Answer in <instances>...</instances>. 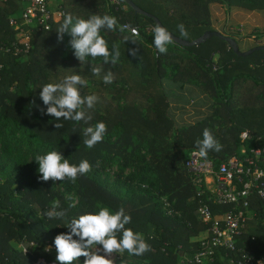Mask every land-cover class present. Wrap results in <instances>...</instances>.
Masks as SVG:
<instances>
[{"label": "trees", "instance_id": "1", "mask_svg": "<svg viewBox=\"0 0 264 264\" xmlns=\"http://www.w3.org/2000/svg\"><path fill=\"white\" fill-rule=\"evenodd\" d=\"M3 1L0 134L17 138L14 148L5 142L0 155V264H35L38 260L59 264L55 236L69 231L65 226L70 219L96 212L102 206L113 210L123 206L132 217L127 227L143 233L152 246L143 256L125 252L123 255L132 261L121 264H179L181 260L184 264H197L194 256L207 237L206 227L195 214L197 199L204 194L199 195L201 188L187 172V153L197 149L196 141L202 139L205 128L223 146L219 152L208 153L207 158L216 163L237 154L244 131L249 135L247 146H264V55L257 59L251 58L254 53L238 57L218 37L192 47L173 42L166 54H160L153 45L154 19L173 36L189 42L214 31L210 3L264 11V0H130L147 16L136 14L124 0L118 4H108L107 0H49L53 8L60 6L64 15L71 13L86 19L92 14H108L117 17L122 25L137 27V37L118 29L102 31L109 48L115 44L120 50L115 65L90 57L81 63L69 44L71 37L64 33L61 40L54 23L50 31L32 34L28 53L4 52L1 48L11 43L23 47L24 34L9 25V19L20 11V3ZM64 15L57 22L62 24ZM181 23L187 37L179 33L177 25ZM94 67L101 69L100 75L92 73ZM108 71L114 75L110 84L103 81ZM167 72L182 83H198L212 99L211 114L191 125H176L161 86ZM71 74H80L87 81L82 94L99 97L87 124L63 118L56 121L41 111L47 108L39 95L42 86ZM97 122L106 123L107 133L103 142L89 149L83 143V129ZM56 123L64 127L57 129ZM51 150L60 151L70 163L86 159L92 170L75 183L66 181L63 192L55 186L56 181L39 179V165L34 157ZM13 164L19 168L16 174H11ZM106 164L118 166L117 178H122L126 186L146 184L149 190L127 187L124 194H119L110 189L100 177ZM127 169L129 174L122 177V171ZM72 190L77 202L69 207L65 193ZM57 199L67 216L63 220L48 219L44 213ZM160 199L168 206H163ZM212 207L220 212L230 210L228 205ZM252 236L256 242H250ZM238 242L237 249L245 245L264 255L262 209L258 218L246 221ZM16 244L28 247L27 251ZM227 255L236 257L237 251L218 249L203 264H227Z\"/></svg>", "mask_w": 264, "mask_h": 264}, {"label": "clouds", "instance_id": "2", "mask_svg": "<svg viewBox=\"0 0 264 264\" xmlns=\"http://www.w3.org/2000/svg\"><path fill=\"white\" fill-rule=\"evenodd\" d=\"M128 28V25L120 24L117 17L112 15L92 14L85 19L68 13L64 15L57 32L61 40L64 33L71 37L69 44L81 63L90 57L102 58L105 64L115 65L119 61L120 50L115 44L110 49L108 41L101 33L103 30L117 29L124 32ZM177 28L182 37L188 36L182 23L178 24ZM153 33L155 49L160 54H166L168 46L174 42L173 34L160 24L154 26ZM132 54L135 55V50ZM91 71L97 76L101 73L99 67H94ZM113 80L114 75L111 71L103 77L106 84L112 83ZM86 86L87 81L80 74L66 75L59 82L43 85L39 95L47 108L46 111L41 109L42 113L54 117L56 121L63 118V120L83 121L87 124L92 120L90 110L95 108L99 97L95 94H82L81 88ZM63 127L62 123L55 124L57 129ZM106 133L107 125L104 122L85 127L83 143L91 149L97 143L103 142ZM196 146L201 158H207L210 151L219 152L223 147L207 128L203 130L202 139L196 141ZM34 160L39 165L38 172L41 174L39 179L44 182L68 180L75 183L79 177L87 175L92 170L88 160H81L78 164L70 163L69 159L57 150L37 154ZM66 199L71 201L73 197L69 195ZM74 206V203L69 204V207ZM44 214L48 219L63 220L67 216L58 199L52 202L51 207ZM131 223L132 217L123 206L115 210L102 206L96 212H87L72 218L65 226L69 231L62 232L54 238L56 260L59 264H80V258H83V264H116L114 257L117 254L123 256L127 252L130 256H143L152 250V246L143 233L127 227ZM27 249L28 247H25V252ZM47 250H50V247Z\"/></svg>", "mask_w": 264, "mask_h": 264}, {"label": "built area", "instance_id": "3", "mask_svg": "<svg viewBox=\"0 0 264 264\" xmlns=\"http://www.w3.org/2000/svg\"><path fill=\"white\" fill-rule=\"evenodd\" d=\"M20 11L9 19V25L20 28L24 34V44L4 45V52L14 55L28 53L31 49L32 34L50 31L53 23L63 17L59 6L52 7L49 0H17ZM119 0H107L108 4H118ZM124 25V24H123ZM125 31L131 36L139 35L138 28L126 23ZM248 132L240 135L242 144L235 155L226 161L216 163L209 158H201L198 150L187 153L185 167L194 183L201 188L197 199L196 217L207 230V237L200 243V249L194 256L197 264L212 259L216 250L236 252V257L227 255V264H264V255H258L245 245L237 249L238 241L245 229L247 220L259 217L260 209L264 213V146H247ZM261 208L259 207V202ZM230 206V210L216 211L212 206ZM168 206V203H166ZM250 242H256L254 236ZM35 264H47L38 260Z\"/></svg>", "mask_w": 264, "mask_h": 264}, {"label": "crops", "instance_id": "4", "mask_svg": "<svg viewBox=\"0 0 264 264\" xmlns=\"http://www.w3.org/2000/svg\"><path fill=\"white\" fill-rule=\"evenodd\" d=\"M3 2L0 0V6ZM208 8L213 30L234 38L240 51L245 52L260 45L254 37H250L251 35H246V38H238L237 35L238 31L244 29L249 32L257 29L258 32L264 33L263 10H249L239 6L227 7L217 2L210 3ZM216 59L217 56L214 57V60ZM161 86L169 103V115L176 125H191L211 114L212 99L198 83H182L173 79L170 72L161 80ZM20 246L25 251V246Z\"/></svg>", "mask_w": 264, "mask_h": 264}, {"label": "rangeland", "instance_id": "5", "mask_svg": "<svg viewBox=\"0 0 264 264\" xmlns=\"http://www.w3.org/2000/svg\"><path fill=\"white\" fill-rule=\"evenodd\" d=\"M51 1H54V0H51ZM51 3V2H50ZM52 4V3H51ZM54 24H56V29L58 30L60 25H61V22H55ZM56 30V31H57ZM239 34L237 35L238 38H246V35H251L250 37H254V39L256 40V42H258L261 46L264 44V33L261 31V32H258L257 29L249 32V31H246L245 29L242 30V31H238ZM259 45V46H260ZM264 54L263 53H254L251 58L252 59H257L258 57H261L263 56ZM166 70H168L166 68ZM170 71V70H168ZM170 74V72H167L165 74V76L163 78H166L168 75ZM3 131V128L2 130ZM247 132V131H246ZM116 136V134H114V137ZM114 137L112 138V140L114 139ZM17 136H14V137H5L3 135L0 134V155H1V152H2V145L7 142V144H10L13 148L15 147V140H16ZM28 160V163L30 162L29 158L27 159ZM10 164V163H8ZM14 165V164H13ZM11 165L12 166V173L11 174H16V171L19 169L18 168V165ZM11 172V170H10ZM130 172V169H127V170H123L122 171V177H126ZM117 175H119V169H118V166L117 165H112V164H106L105 165V168L103 169L100 177L102 180H105L106 182H108V187L114 191H116L117 193L121 194V192H126L127 191V187L129 186H126L124 184V181L122 178L118 179L117 178ZM68 180H65V181H56L55 183V186L57 188H59L60 190H62L63 192L65 191V187L67 185V182ZM70 184H72V182L68 181ZM123 186H126V187H123ZM129 188H134L135 190H139V189H146V190H149L147 185L146 184H142V185H135V184H131ZM66 197L71 195L73 197V200H67L68 204H71V203H74L76 204V198H75V195H74V191H70V192H66ZM160 202L161 204H163V206H166V201L160 199ZM15 247H18V248H21L20 244H16ZM102 254V253H101ZM115 261H116V264H121L122 262L124 263L125 260H128L129 261H132V258L129 257L128 255H123V256H120V255H116L114 257ZM80 264H83V258H80ZM179 264H184L182 262V260L179 262Z\"/></svg>", "mask_w": 264, "mask_h": 264}, {"label": "water", "instance_id": "6", "mask_svg": "<svg viewBox=\"0 0 264 264\" xmlns=\"http://www.w3.org/2000/svg\"><path fill=\"white\" fill-rule=\"evenodd\" d=\"M124 2L130 8H132L136 14L147 16V14L143 10H141L140 8L135 6L130 0H124ZM154 23H155V25L156 24H160L161 25V23L157 19H154ZM211 37H218V38L226 41L228 43L229 47L232 49L233 53L236 56H238V57H248V56L252 55L253 53H255L257 51H264V46H257V47L251 48L248 51L242 52V51L239 50L237 42H236V40L234 38L222 35L220 32H217V31L205 32L199 38H197V39H195L193 41H189V42L181 40V39H179V38H177L175 36H173V39H174V43H176V44H179V45L184 46V47H192V46H197V45L205 42L206 40L210 39ZM52 264H54V263H52Z\"/></svg>", "mask_w": 264, "mask_h": 264}]
</instances>
